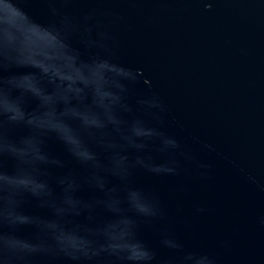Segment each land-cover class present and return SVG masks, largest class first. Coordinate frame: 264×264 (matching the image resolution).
<instances>
[{"label": "water", "instance_id": "obj_1", "mask_svg": "<svg viewBox=\"0 0 264 264\" xmlns=\"http://www.w3.org/2000/svg\"><path fill=\"white\" fill-rule=\"evenodd\" d=\"M0 264H264V0H0Z\"/></svg>", "mask_w": 264, "mask_h": 264}]
</instances>
